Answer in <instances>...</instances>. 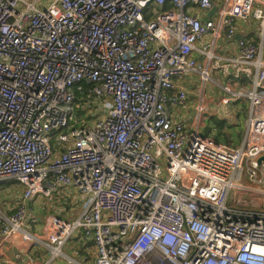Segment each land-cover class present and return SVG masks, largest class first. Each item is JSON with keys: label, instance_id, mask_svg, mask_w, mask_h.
Returning a JSON list of instances; mask_svg holds the SVG:
<instances>
[{"label": "built area", "instance_id": "1", "mask_svg": "<svg viewBox=\"0 0 264 264\" xmlns=\"http://www.w3.org/2000/svg\"><path fill=\"white\" fill-rule=\"evenodd\" d=\"M254 2L224 0L202 20L189 10L207 13L211 0H0V184L23 190L0 216V245L18 237L55 259L81 231L95 264H264V206L229 202L244 162L264 181L261 48L238 42L232 62L253 79L224 88L248 103L238 147L187 131L170 111L187 100L175 79H208L191 57L200 39H231L250 18L264 39V1ZM60 187L83 196L81 214L32 234L29 202Z\"/></svg>", "mask_w": 264, "mask_h": 264}, {"label": "crops", "instance_id": "2", "mask_svg": "<svg viewBox=\"0 0 264 264\" xmlns=\"http://www.w3.org/2000/svg\"><path fill=\"white\" fill-rule=\"evenodd\" d=\"M211 1L212 8L207 13L194 9H190L189 12L202 20L214 19L217 12L224 7V0ZM260 1L262 0H255L253 7H259ZM212 10L214 12L209 16ZM259 30V22L250 18L248 21L235 23V34L231 39H228L225 33H220L216 37L213 34H207L196 43V50L192 52L191 57L207 72L208 79L202 81L198 74L193 73L182 79H175L177 88L172 92L178 89L183 90L187 100L184 105L170 108L173 122L181 124L189 132L209 137L217 143L233 148L240 145L248 103L247 101L232 102L224 88L235 91L249 88L253 71L244 66L235 65L232 61L238 57L240 40L260 47L264 60V39H260ZM203 50L212 53L213 57L208 59L202 53ZM261 174L262 171H259L256 180L250 179L249 174H246L247 184L240 182L241 188L231 191L229 202L232 207H239L233 203V200L237 198L249 203L244 208L254 209L257 206H264V188L261 190L250 185L251 182L261 184L262 181L258 180ZM242 179L243 176L240 180ZM5 192L0 194L5 197L2 201L13 200L15 210L16 202L23 192L22 188L14 183ZM83 203V196L71 187H60L49 197H38L28 204L27 230L36 236H42V227L48 218L73 221L81 214ZM12 211L10 214L13 213ZM5 213V210L0 208V216H7V214L4 215ZM95 259V245L81 231H76L65 241L62 254L55 259L50 257L48 249L43 244H31L18 237L2 242L0 245L2 264H95Z\"/></svg>", "mask_w": 264, "mask_h": 264}, {"label": "rangeland", "instance_id": "3", "mask_svg": "<svg viewBox=\"0 0 264 264\" xmlns=\"http://www.w3.org/2000/svg\"><path fill=\"white\" fill-rule=\"evenodd\" d=\"M233 88V87H232ZM235 89V88H234ZM245 90V89H244ZM231 92L232 93H235V92H237V91H235V90H231ZM228 96L232 99V102H243V101H247L245 98H240V99H238V100H234V96H232L231 94H229L228 93ZM249 164L247 163V162H244L243 163V171H242V173H241V177L243 176V179H242V181L240 180V182H242V184H244V183H246L247 184V177H246V174H248L247 172H249ZM248 170V171H247ZM261 177L263 178V173L261 174ZM260 177V178H261ZM243 180L245 181V182H243ZM15 183V182H13V181H6V182H3V183H1L0 184V194H5L6 192H5V190H7L9 187H10V185H13V184ZM250 185L251 186H256L257 188H259V189H263L264 188V182L262 181V183L261 184H259V185H257V184H255V183H253V182H251L250 183ZM11 195V194H10ZM2 200H5V197H3L2 195L0 196V205H1V207L0 208H3L4 210H5V214L4 215H10V213H11V211H12V209L14 208V204L12 203V201L13 200H11V202H4V201H2ZM8 200H9V198H8ZM17 203V202H16ZM17 205V204H16ZM16 207V206H15ZM14 210V209H13ZM13 212V211H12Z\"/></svg>", "mask_w": 264, "mask_h": 264}, {"label": "water", "instance_id": "4", "mask_svg": "<svg viewBox=\"0 0 264 264\" xmlns=\"http://www.w3.org/2000/svg\"><path fill=\"white\" fill-rule=\"evenodd\" d=\"M214 10L209 12V16L213 14ZM256 165L260 169L262 165H264V156H260L259 158L256 159Z\"/></svg>", "mask_w": 264, "mask_h": 264}]
</instances>
